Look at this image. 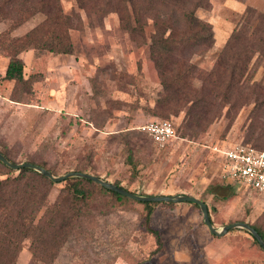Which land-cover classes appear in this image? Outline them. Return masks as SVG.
<instances>
[{
  "label": "rangeland",
  "instance_id": "rangeland-1",
  "mask_svg": "<svg viewBox=\"0 0 264 264\" xmlns=\"http://www.w3.org/2000/svg\"><path fill=\"white\" fill-rule=\"evenodd\" d=\"M60 2L63 11L73 16L74 29L69 32L73 52L66 56L24 52V76L37 81L31 93L22 95L23 102L10 100L11 85L0 76V148L16 162L44 163L56 176L82 169L138 195L194 196L207 204L216 228L244 222L264 232V194L240 183H225L210 154L214 145L236 143L264 150V136L258 133L264 127V107L253 111V104L244 106L230 124L224 109L222 117L195 141L177 135L163 147L155 145L142 130L164 121L150 112L161 86L148 44H136L120 28L116 13L97 23L75 0ZM209 2L208 10L199 8L195 13L212 25L215 39L205 56L192 59L204 71L212 69L246 6L264 13V0ZM42 19L33 16L11 36L25 34ZM0 25L3 31L8 28L7 23ZM27 52L33 57L23 59ZM4 64L0 62V72ZM255 64L253 81L264 86V70ZM55 96L59 106L53 104ZM183 116L165 120L177 130ZM65 185L52 186L48 204ZM223 194L232 197L216 199ZM88 213L83 232L72 236L51 264H264V252L244 230L232 229L217 238L203 225L200 211L187 203L152 206L149 227L160 235L158 250L147 231L142 205L99 196ZM15 264L45 263L32 259L27 240Z\"/></svg>",
  "mask_w": 264,
  "mask_h": 264
},
{
  "label": "trees",
  "instance_id": "trees-1",
  "mask_svg": "<svg viewBox=\"0 0 264 264\" xmlns=\"http://www.w3.org/2000/svg\"><path fill=\"white\" fill-rule=\"evenodd\" d=\"M75 1L88 18L93 16L97 23L109 13H116L120 28L136 44H148L161 86L150 112L163 120L184 113L181 125L175 129L176 136L195 141L222 117L224 109L230 124L242 107L253 104V111L264 107V86L253 81L255 69L251 68L254 61L255 66L264 70L263 12L246 6L240 21L217 53L212 69L204 71L192 59L205 56L215 39L212 25L195 13L199 8L208 10L209 0ZM38 14L43 18L41 22L19 37L11 36L14 29ZM72 21L73 16L63 11L60 0H0V23L8 24L0 33V56L8 60L2 79L13 83L11 101L23 102L22 95L31 93L37 81L32 76H24V52L72 54L69 37L74 29ZM257 127L255 124L253 130ZM258 133L264 136V127ZM255 140L258 141V137ZM0 153L10 162L32 163L55 175L44 163L16 162L7 150L0 148ZM128 163L134 166L131 154ZM76 172L88 173L82 169ZM64 182L66 185L55 201L48 204V194L55 183L32 169L14 171L0 162V264H15L27 240L32 259L51 264L63 245L83 232L92 202L106 195L120 204L132 201L142 205L147 231L155 238L156 250L161 248L158 231L149 227L152 206H173L174 203L137 202L81 178H69ZM230 197L223 194L216 199L226 201ZM187 204L199 210L196 204ZM251 226L264 240V232Z\"/></svg>",
  "mask_w": 264,
  "mask_h": 264
},
{
  "label": "built area",
  "instance_id": "built-area-1",
  "mask_svg": "<svg viewBox=\"0 0 264 264\" xmlns=\"http://www.w3.org/2000/svg\"><path fill=\"white\" fill-rule=\"evenodd\" d=\"M151 141L163 147L174 139L175 129L166 120L142 127ZM215 162L219 163V177L225 183H240L256 194H264V150L251 145L236 143L210 147Z\"/></svg>",
  "mask_w": 264,
  "mask_h": 264
},
{
  "label": "water",
  "instance_id": "water-1",
  "mask_svg": "<svg viewBox=\"0 0 264 264\" xmlns=\"http://www.w3.org/2000/svg\"><path fill=\"white\" fill-rule=\"evenodd\" d=\"M0 162L7 166L8 168L19 171L20 169L27 168L32 169L41 175L48 178L50 181H52L55 184L64 182L65 180L69 178H81L85 180L92 181L101 187L107 189L108 191H111L113 193H117L123 197H126L128 199L137 201V202H153V203H194L199 207V210L202 215V221L205 227L208 229L209 233L215 237H222L224 236L228 231L232 229H242L246 232H248L258 243L262 251L264 252V240L263 238L257 233V231L250 225L244 222H234L231 224L224 225L221 228H216L212 222L211 217L208 211L207 205L200 199L190 196V195H184V194H178V195H138L136 193L127 191L126 189L116 186L113 183H110L107 180L102 179L101 177H98L96 175H92L89 173H83V172H76L71 171L68 173H65L64 175L56 176L51 174L47 169L40 167L38 165L22 162V163H13L10 162L4 155L0 153Z\"/></svg>",
  "mask_w": 264,
  "mask_h": 264
},
{
  "label": "crops",
  "instance_id": "crops-1",
  "mask_svg": "<svg viewBox=\"0 0 264 264\" xmlns=\"http://www.w3.org/2000/svg\"><path fill=\"white\" fill-rule=\"evenodd\" d=\"M1 26V25H0ZM3 31V28L2 29H0V33ZM29 54V52H27V53H25L24 55H23V59L24 58H27V57H29V58H32L33 57V55L31 54V55H28ZM64 56H66V55H64ZM3 58L4 57H2V56H0V62H3V64H4V61H2L3 60ZM64 58V57H63ZM68 59V61L70 60L69 59V57H67ZM5 59V61H6V63L4 64V70L2 71V72H0V76H3L4 75V72H5V70H6V67H7V63H8V60L6 59V58H4ZM25 63V62H24ZM6 66V67H5ZM10 85H11V88H12V86H13V83L12 82H8ZM54 105H57V106H59L60 104H61V102H60V100H59V98H58V96H55V101H54V103H53ZM211 154V156H212V160L215 162V160H214V157H213V155H212V153H210ZM206 204V203H205ZM207 205V204H206ZM217 238H220V237H217Z\"/></svg>",
  "mask_w": 264,
  "mask_h": 264
}]
</instances>
